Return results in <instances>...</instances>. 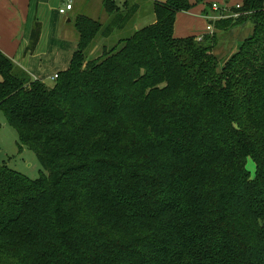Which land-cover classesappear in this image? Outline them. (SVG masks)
Here are the masks:
<instances>
[{"label":"trees","instance_id":"obj_1","mask_svg":"<svg viewBox=\"0 0 264 264\" xmlns=\"http://www.w3.org/2000/svg\"><path fill=\"white\" fill-rule=\"evenodd\" d=\"M142 1L103 0L105 22L78 14L51 86L0 50V111L46 171L0 164V264H264V0L185 37L177 14L212 0L152 1L155 21L127 30ZM246 24L221 62L217 31Z\"/></svg>","mask_w":264,"mask_h":264},{"label":"crops","instance_id":"obj_2","mask_svg":"<svg viewBox=\"0 0 264 264\" xmlns=\"http://www.w3.org/2000/svg\"><path fill=\"white\" fill-rule=\"evenodd\" d=\"M67 1L0 0V50L13 59L33 79H39L50 86L54 83L52 76L70 66L72 56L77 49L79 34L74 21L79 11L75 0H72L73 8L71 10L64 14H60L58 11L59 8L64 7ZM145 1L150 3L163 0H143L142 3ZM238 2L240 0L233 3L225 0L224 6H231ZM207 14L203 15L211 18ZM140 15H143L144 18L142 21L136 22L135 29L155 21V15L150 11V8ZM179 17L177 14L173 30L175 37L199 36L208 32L207 25L212 27L210 22L217 16L209 20L205 29H202L198 34L193 28L189 29V25L181 27L178 24ZM36 23L40 24L39 36L33 50H28ZM176 25L179 32H176Z\"/></svg>","mask_w":264,"mask_h":264},{"label":"rangeland","instance_id":"obj_3","mask_svg":"<svg viewBox=\"0 0 264 264\" xmlns=\"http://www.w3.org/2000/svg\"><path fill=\"white\" fill-rule=\"evenodd\" d=\"M121 6L123 0H116ZM219 7L213 8L206 6L205 4H195L192 9L185 12H179L178 24L181 27L189 25V29L193 28L198 34L202 29H205L206 24L213 17L221 15L233 14L230 8L233 6H224L225 0H212ZM233 3L237 0H229ZM103 0H75L78 7L79 14L86 15L92 19L99 20L101 22L107 21L109 18L104 12L102 7ZM142 11L150 8L149 2L142 3ZM207 8L209 16L203 15V9ZM143 15L136 16L134 22L129 21L126 29H135L136 22H140L143 19ZM119 22V21H118ZM251 24H246L243 27H235L233 32L217 31L216 37L218 39L217 45L213 52L217 58L224 62L231 54H233L239 45L241 40H244L251 33ZM118 28V27H117ZM125 29V31H126ZM114 33L108 37H97L87 48V59L97 57L101 54L103 45L110 47L115 43L117 33L119 30L113 29ZM176 32L177 30L176 25ZM230 33V34H229ZM86 60L82 63L84 65ZM0 164H5L8 168L28 177L29 179H36L42 173L46 174V171L40 165L38 158L33 150L23 145L18 138L16 131L8 124L3 112L0 111ZM246 168L251 175H254L255 168L254 162L251 159H247Z\"/></svg>","mask_w":264,"mask_h":264},{"label":"built area","instance_id":"obj_4","mask_svg":"<svg viewBox=\"0 0 264 264\" xmlns=\"http://www.w3.org/2000/svg\"><path fill=\"white\" fill-rule=\"evenodd\" d=\"M212 6H213V8H218V6H217L216 3H213ZM72 8H73V2H72V0H68V1L65 3L64 7L59 8L58 11H59L60 14H64V13H66L67 11L71 10ZM206 29H207V30H211V26L207 25ZM56 77H57V74L53 75V76H52V79L55 80Z\"/></svg>","mask_w":264,"mask_h":264}]
</instances>
